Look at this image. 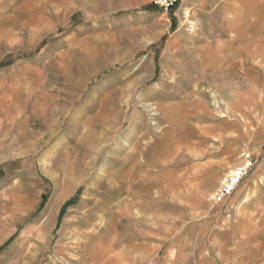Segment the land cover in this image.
<instances>
[{"label": "rangeland", "instance_id": "obj_1", "mask_svg": "<svg viewBox=\"0 0 264 264\" xmlns=\"http://www.w3.org/2000/svg\"><path fill=\"white\" fill-rule=\"evenodd\" d=\"M165 2L107 0V15L103 13L104 6L103 15L95 14V20L77 16L69 26V30L81 31L66 58L70 63H29L33 69H28L29 73L40 71L44 77L42 90L53 96L42 101L46 114L44 126L39 124L42 132L27 133L28 147L37 151L39 158V163L32 166L47 187L61 188L69 175L79 181L69 204L86 197L94 204L95 195L109 192L112 173L129 157L140 162V172L153 171V166L159 170L158 164L166 160L177 170L216 161L212 178L203 184L204 195H167L168 201L180 203L182 199L189 207L223 205L210 200V196L218 192L229 164L234 169L246 160L254 164L233 195L247 186L254 172L263 171V137L258 131L244 137L246 126L239 117L240 110L234 108V103L240 101L235 100L238 94L256 83H251L244 76L245 69L234 63L247 62L252 78L260 80L255 95L258 98L262 92V104L252 101L262 109L264 79L256 68L263 70L264 63V0ZM186 9L191 11L190 19L185 17ZM68 29L46 37L45 45L31 54L51 59L55 51L43 50L61 40ZM88 29H98L107 36L100 45L92 43V53L83 47L90 45L86 44L90 38ZM148 35L154 36L152 41ZM209 56L213 58L210 57L209 65L214 67L204 70L202 64ZM233 66L237 67L236 74L230 78L227 71ZM47 75L54 79L47 80ZM234 86L240 89L229 99ZM197 100L207 104L198 114L192 112ZM226 101L233 104L229 114ZM213 102H218L220 109ZM170 103H183L185 107L166 113ZM53 110L59 120L55 130L47 128ZM250 111L257 121L262 120L258 109L250 106ZM197 124L211 128L210 133L217 140L206 136L203 130L197 131ZM259 124L250 122L247 126L251 129ZM38 133L41 137L36 143L31 137ZM16 135L12 133L13 139ZM207 189L211 190L209 194ZM52 196L46 193L42 205L52 203Z\"/></svg>", "mask_w": 264, "mask_h": 264}, {"label": "crops", "instance_id": "obj_2", "mask_svg": "<svg viewBox=\"0 0 264 264\" xmlns=\"http://www.w3.org/2000/svg\"><path fill=\"white\" fill-rule=\"evenodd\" d=\"M106 4L107 0H0V264H264V99L262 112L252 101L262 104V92L258 98L255 95L260 80L252 78L247 62L234 64L256 84L238 94L234 108L240 110L246 126L243 136L258 131L263 137V171L254 172L247 186L228 199L226 210L225 204L189 207L182 199L180 203L167 199V195H204L203 184L217 165L214 160L179 170L166 160L158 164L159 170L153 166V171L140 172V162L129 157L112 173L109 192L95 195L94 204L87 197L67 203L78 189L74 176L69 175L61 188L47 187L34 172L38 152L29 149L27 133L42 132L39 124L44 126L46 116L42 101L53 96L42 90L40 71L29 73L33 70L29 63H70L66 58L81 31L69 26L77 16L95 20ZM103 13L108 14L106 6ZM65 29L61 40L43 50L55 51L51 59L31 54L45 45L46 37ZM88 34L89 41H81L89 42L91 46L83 47L90 53L92 43L97 46L107 39L98 29H88ZM146 37L152 41L154 36ZM210 57L202 64L204 70L214 67L209 65ZM237 67H229L227 76L236 74ZM256 69L264 79V63L263 70ZM239 89L231 88L228 98L233 99ZM195 102L192 112L207 108L204 101ZM218 102L213 104L220 109ZM169 106L171 113L185 107L183 103ZM224 106L229 114L233 104L226 101ZM250 106L260 111V122ZM50 116L47 128L55 130L58 114L53 110ZM250 122L260 124L249 129ZM202 126L197 124L196 130L216 141L211 128ZM12 133L18 135L13 139ZM40 137L38 133L31 138L38 143ZM49 192L52 203L43 206V196Z\"/></svg>", "mask_w": 264, "mask_h": 264}, {"label": "built area", "instance_id": "obj_3", "mask_svg": "<svg viewBox=\"0 0 264 264\" xmlns=\"http://www.w3.org/2000/svg\"><path fill=\"white\" fill-rule=\"evenodd\" d=\"M176 1L177 0H166L165 3L172 4ZM253 168L254 164L251 160H246L242 166L235 168L234 174L228 176L225 184L220 186L216 194L215 203L224 205L228 201V199L233 196V193L237 190L241 183L248 177Z\"/></svg>", "mask_w": 264, "mask_h": 264}, {"label": "bare ground", "instance_id": "obj_4", "mask_svg": "<svg viewBox=\"0 0 264 264\" xmlns=\"http://www.w3.org/2000/svg\"><path fill=\"white\" fill-rule=\"evenodd\" d=\"M185 17H186L187 19H190L191 15H190L189 10H187V11L185 12ZM235 21H236L235 19H233V20L231 21V24H232L233 26H235V25H234V24H235V23H234ZM190 25H191V29L194 30V27H195L194 23L192 22V23H190ZM166 109H167L168 112H170V111H171V106H167ZM219 114L222 115V116H225V114H223L222 112H219ZM234 172H235L234 167H233L231 164H229V165L227 166V168H226L225 173H224V174H225L224 177H223L222 180L220 181V184H221V185L225 184L226 179L228 178V176L233 175ZM216 194H217V192H215L214 194H212V195L210 196V200L215 201V200H216ZM207 202H208V201H207ZM209 202H210V201H209ZM116 252H117V251H116Z\"/></svg>", "mask_w": 264, "mask_h": 264}]
</instances>
